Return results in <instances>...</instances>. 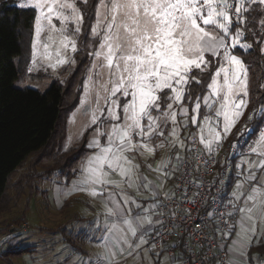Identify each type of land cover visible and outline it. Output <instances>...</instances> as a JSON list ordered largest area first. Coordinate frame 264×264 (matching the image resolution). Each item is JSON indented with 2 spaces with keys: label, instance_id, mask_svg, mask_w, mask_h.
<instances>
[{
  "label": "snow or ice",
  "instance_id": "6c2138e0",
  "mask_svg": "<svg viewBox=\"0 0 264 264\" xmlns=\"http://www.w3.org/2000/svg\"><path fill=\"white\" fill-rule=\"evenodd\" d=\"M77 3H87V0H20L14 5L31 8L37 13L32 42L33 65L37 63L41 34L45 31L43 58L48 67L55 70L62 65H75L76 61L65 53L69 48L72 53L78 51L76 38L82 34L84 18ZM246 4L264 5V0H97L96 22L91 26L90 35L99 39V46L89 53L93 59L80 101L82 105L90 102L95 105L89 121L95 133L87 147L96 152L87 159L82 171L89 194L106 196L113 205L108 213L125 226L120 228L112 224L107 229L110 233L119 232L121 246L128 244L139 248L146 243L138 229L152 224L150 213L160 206L155 203L159 192L152 182L138 174L140 166L129 154L154 157L156 148L164 146L151 143L157 137L170 140L173 147L186 148L180 136L191 126L197 131L184 139L190 144L199 142L212 155L240 123L248 106L247 69L234 52L237 47H252L241 43L247 33L243 27H236L247 24L244 16L251 9L245 7ZM54 21L59 22V28ZM70 23L74 25L71 29L68 28ZM260 24L264 27V20ZM69 31L71 36L65 34ZM57 33L60 34L58 46L53 53L50 48L56 43ZM261 52L264 53V48ZM32 71L29 67L28 72ZM205 74L210 77L207 93L193 98L190 86L201 84ZM93 90L95 94L90 101ZM202 108L207 109L203 115ZM252 118L250 116L249 120ZM105 124L110 126L105 127ZM247 131L245 124L236 135L243 137ZM259 143L264 144V131L259 134ZM251 153H257V148L252 147ZM259 155L264 156V152ZM259 166L264 169V160ZM148 167L151 169V165ZM170 167V160H161L155 169L158 178H167ZM253 167L249 163V181H256ZM161 171L162 176L159 175ZM117 173L128 187L138 179L140 187L152 190L151 207L143 208L141 203L129 198L120 183L109 178L110 174ZM106 187H117L120 191H105ZM251 191L256 193L259 189ZM233 197L236 201L241 199L238 192L233 193ZM247 201L255 202L254 195H248ZM132 204L142 209L143 218L139 212L128 217L130 208L125 205ZM238 211L250 213L251 209L239 208ZM12 242L22 243L15 238ZM112 255L109 253V258Z\"/></svg>",
  "mask_w": 264,
  "mask_h": 264
},
{
  "label": "trees",
  "instance_id": "16d2710c",
  "mask_svg": "<svg viewBox=\"0 0 264 264\" xmlns=\"http://www.w3.org/2000/svg\"><path fill=\"white\" fill-rule=\"evenodd\" d=\"M16 0H0V207L8 197L9 182L13 173L28 161V170L21 180V184L28 188L27 200L23 215L0 228V236L9 234L14 225L27 222V214L31 211L32 202L39 194H48L38 184L41 179H51L57 176L60 182L69 185L76 178L80 164L89 156L93 149L87 147L90 129L84 132L80 143L70 147L56 156L57 150L67 137L68 121L71 113L78 107L83 94V83L92 64L89 53L99 46V39L90 35L91 26L95 23L97 0H87L78 3L83 13L84 22L82 34L78 36V51L74 53L76 61L73 69L66 78L54 79L45 90L39 89V84L46 76L43 72L35 74L28 72L32 58V42L34 37L35 10L15 7ZM251 11L246 13L247 21L243 27L246 36L242 42L251 48H239L234 54L242 59L248 72V113L236 127L235 131L226 139L228 144H235L238 153L232 158L234 166L229 175L228 192L234 188L238 178L244 180L245 163H241L245 151L259 138L264 128V27L260 21L264 20V6L260 4H246ZM235 31V27L233 28ZM215 71V68L212 70ZM195 74V73H194ZM201 84H192L190 91L195 98L207 93L206 85L210 82L209 75L202 77ZM27 84L16 86L15 83ZM207 109H201V115ZM248 125V131L238 138L236 133ZM197 129L189 126L181 132L186 148L183 160L191 152V144L184 139L189 133ZM47 159H55L42 172L39 166ZM182 160V161H183ZM238 163L242 165L237 170ZM181 167V165H180ZM173 175V181L179 173ZM235 235V234H234ZM233 235V236H234ZM14 249V248H13ZM32 251V246L10 249L6 254L22 256ZM252 257L264 254V242L252 245L249 250ZM254 261V258L252 259Z\"/></svg>",
  "mask_w": 264,
  "mask_h": 264
},
{
  "label": "rangeland",
  "instance_id": "374dc122",
  "mask_svg": "<svg viewBox=\"0 0 264 264\" xmlns=\"http://www.w3.org/2000/svg\"><path fill=\"white\" fill-rule=\"evenodd\" d=\"M16 1H17L16 4L20 3V0H16ZM77 7L79 8L78 3H77ZM54 23H56L57 28L60 27L58 21H54ZM73 27L74 25L71 23L68 25L69 29ZM65 34L70 36L72 35L71 31ZM55 35H56V43L52 44L50 48V51H52L53 53L55 52V49L58 46V40L60 34L57 33ZM46 37H47V31L41 34V43L38 47L36 65L32 64V58L29 64V67L33 68V71L31 72L32 74H35L37 72H43L46 74V76L43 78L42 82L38 86L41 91H45L51 85L54 79L63 80L64 78H66L74 66L71 64L62 65L57 67L55 70H53L51 67H48V62L43 58V51H44L43 43L46 42ZM241 43L243 42L241 41ZM263 48H264V44H263ZM65 55L71 56L74 59V53L71 52L70 48L67 50ZM52 62H55L54 59ZM90 69L91 67L88 70L87 77L89 75ZM93 79L95 80L96 77L94 76ZM20 84L25 85L27 83L22 82ZM20 84L19 82L15 83L16 86H20ZM247 89H248V72H247ZM92 93L93 91L90 93L89 96L90 101H91ZM82 96H84V92ZM246 99L248 101V96ZM92 108L93 107H90L88 103L83 105L80 103L77 109L72 113L68 121V135L63 141V143L60 145V147L58 148L56 156L60 155L62 152L66 151L70 147L79 144L85 129L90 127L89 121L91 117ZM247 115L249 116L251 115L250 113H248V106L244 110V115L243 117H241L240 121L244 120ZM235 129L236 128H234L232 132ZM169 142H170V144H168L169 150H167V148H165L164 150L160 149L161 155H158V163L156 166H154L155 157L145 156L142 158L141 161L136 160V162L140 166L139 169L137 170L138 174L142 175L148 181L152 182V184L155 186V190L158 189L159 179L150 176L149 175L150 172L155 171L161 160H170L171 167L168 169V175H174L175 173L174 169H176V167L180 164L182 159V154H181L182 148L179 147L178 145L173 147L170 140ZM252 147L257 148V153H251ZM248 151L249 152L246 155H244L242 159V161H244L245 163V168H246L245 177L246 176L248 177L249 163L252 160L251 158H255L256 154H259V152L260 153L264 152V144H259V138H258L252 144V146L248 148ZM177 157H179V159H177ZM54 160L53 159L45 160L39 166V171L40 172L44 171L47 166L51 165L54 162ZM148 165H151V169L148 167ZM27 170H28V161L22 167H19L10 178V182H9L10 188L8 189L7 192L8 197L6 199V202L2 205V207H0V228H4L9 224V222L23 215V210L28 195V188L24 187V185L21 184V180L23 179L24 175L27 173ZM257 170L260 173L259 167L254 166L252 172L256 174ZM112 175L113 174H110V179H113ZM159 175L162 176L163 171H161ZM63 183L64 182L59 181L56 175H54L51 179H41L38 181V184L41 187V189L47 191L50 190L49 192L50 194L47 196H45L44 194H39L36 197V199H34L32 202L31 211L27 214V218H28L27 222L23 221L19 225H14V229H12L9 234L0 236V264H60V263L69 264L71 261L76 259L75 258L76 251L74 245L78 246V242H76L77 236L76 233H74L75 231L74 228L77 225H79L80 227L83 225L85 227L88 224V222L73 219L72 216H74V214L73 212L70 211L72 207L71 205H73V203L71 204V202H68L66 204L64 203L63 208L59 209L63 201L62 203H60L59 201L58 203H56V199L60 200L61 199L60 197L65 195L64 192L62 193L59 190H61L62 188L63 189L67 188L66 194L71 197L72 187L69 185H65ZM241 183L242 182L240 181L236 183V192L241 191V187H242ZM249 183L250 186L254 182L250 181ZM139 184L140 181L138 179H134L132 186L128 187L127 182L121 180L120 187L123 188L124 192L128 194L130 199H134L137 203L142 204L140 200L151 197L152 190H147L148 191L147 192L143 187H140ZM55 185L56 186L59 185L58 186L59 190H55ZM237 185L241 186L239 190L237 189ZM261 187L262 188L258 193L259 196L255 197V202L250 201L244 204V208L251 209L250 212L251 218H249V216L244 217L243 214H241L240 221L243 222H241V224L239 223L238 229L236 230L234 236L235 242L232 243L233 244L232 247L236 251H244L246 246L241 247L242 244L248 245V242L250 243L253 242L254 245L258 243V239L260 238L259 235L257 234V229L259 227V222H258L259 220L257 219L259 213L258 211L263 210L264 212V179L261 182ZM243 189L245 193L247 189H249L248 185L247 184L244 185ZM113 190H116L117 193H119L120 188L112 187L110 191ZM251 193L252 192H250V194L248 195H253ZM120 198L122 199V197ZM65 201L66 202L68 201L67 197H65ZM159 201L160 200L158 198V200H156L155 203L159 204ZM260 201H262V204ZM152 204L153 201L151 200L148 208L151 207ZM125 207L130 208L129 211L130 217H132L133 214L132 210H135L134 216L139 212L141 218H143L144 214L142 209H137L135 204L125 205ZM156 209L159 214L160 213L159 207ZM69 217L72 218L69 221H67ZM63 222L64 225L62 224L63 227L62 229H60L61 223ZM90 226L91 223H89V228ZM89 228L86 229L88 232L84 234H80L78 236L81 241L80 246L82 249H84L87 244V247L90 250H93L96 247L94 245H91L93 243V240H91L93 236V232L91 233V229L89 230ZM12 238H15V240L17 241H22V243H13ZM63 242H65V244ZM61 244H64V248L60 246ZM26 246H32V251L24 254L23 256L5 253L10 249L14 250L16 248H21ZM88 256L89 257L87 258L85 264L90 263L91 260L89 259H91L93 255L89 254Z\"/></svg>",
  "mask_w": 264,
  "mask_h": 264
},
{
  "label": "built area",
  "instance_id": "2783aa9c",
  "mask_svg": "<svg viewBox=\"0 0 264 264\" xmlns=\"http://www.w3.org/2000/svg\"><path fill=\"white\" fill-rule=\"evenodd\" d=\"M231 145L225 140L209 155L199 142L191 144L171 192L159 206L160 227L143 235L147 249L166 252L180 264H252L228 247L238 227L239 208L227 189L232 158L238 153ZM256 264H264V254Z\"/></svg>",
  "mask_w": 264,
  "mask_h": 264
},
{
  "label": "crops",
  "instance_id": "0c3cea01",
  "mask_svg": "<svg viewBox=\"0 0 264 264\" xmlns=\"http://www.w3.org/2000/svg\"><path fill=\"white\" fill-rule=\"evenodd\" d=\"M84 92V91H83ZM94 90L93 93L91 94V98L94 96ZM90 107H94V103H88ZM79 106V105H78ZM77 109V108H76ZM75 109V110H76ZM74 110V111H75ZM73 111V112H74ZM72 112V113H73ZM71 113V115H72ZM70 115V116H71ZM70 119V118H69ZM241 122V121H240ZM105 127H108L110 125L105 124ZM90 129L91 132L88 135V143L94 138V133H95V128L94 127H88L87 130ZM170 131V129H169ZM235 131V130H234ZM233 131V132H234ZM264 131V128L263 130ZM86 132V131H84ZM232 132V133H233ZM84 134V133H83ZM68 135V132H67ZM165 136L167 137V131L165 132ZM231 136V135H230ZM83 137V135H82ZM81 137V139H82ZM180 138L183 140L182 135L180 136ZM81 141V140H80ZM80 143V142H79ZM103 143V141H102ZM151 143L153 145H160L163 144V147H157L156 148V152L154 155V166L157 165L158 163V155H161V150L167 148V150H169L168 144H170L169 140H165L162 138L157 137L156 139H154L153 141H151ZM260 144V143H259ZM161 149V150H160ZM184 148H182L181 150V154H182V159L181 162L183 160L184 157ZM96 150L93 149V151L89 154V156L82 162V164H80L81 166H79L78 168V172H77V176L76 178H74L69 186L72 187L71 190V197L69 195L66 194V189H61L59 190L58 186L60 185H55V190H59L62 193L64 192L65 195H63L62 197H60L61 199L58 200L56 199V203H58V201L60 203H63L60 205L59 209L63 208L64 203H68L71 202V204L73 203V205H71V209L70 211L73 212L74 216L73 219L79 220V221H87L88 224L84 227L83 225L80 227L79 225L75 226V231L74 233H76V242H78V246L74 245L75 247V251H76V259H74L73 261H71L69 264H85V262L87 261V258L89 257V254H92L93 256L91 257V260L89 264H180V261L177 258H172L168 255V253L166 252H158L155 250H149L145 247V244H143L141 247L137 248L135 245H133L132 247H129L128 244H124V245H120L118 242V237H119V232H108L107 229L112 225V224H117L118 227L122 228L125 227L124 225H122L121 221L118 220L114 215H110L108 213V209L112 208L113 205L109 202H107V197H99V196H92L89 194V186H87L85 184L84 181V172L82 171L83 167L87 164V159L90 156H93L95 154ZM260 153V152H259ZM130 156L134 157V163L138 164L136 162V160L141 161L143 157L147 156H140L138 153L136 154H129ZM264 156H261L259 154H256L255 158H251V162L253 164V166H257L259 167V171L257 170V173H253V175L256 176V181H251L254 182L252 185L249 186V180L247 179V176H244V180L242 178H238L237 182H242L241 183V191L238 192V194L241 196V199L239 201L235 202L238 204L239 208H244V204L248 203L250 201H247V196L248 194H250L251 189L252 188H256L259 189L258 192L256 193H251L254 195V197L259 196L258 193L261 190V182L264 179V169L260 168V162L261 160H264L263 158ZM242 161V159H241ZM180 162V164H181ZM180 164L176 167V169H174L175 173L177 172V170L180 167ZM240 165V167H237V170H240L242 168V165L240 163H238ZM237 166V164H236ZM248 171V170H247ZM152 177H156L157 179H159V186H158V192H159V204L160 205L163 201V199L165 198V194H169L171 192L172 186H173V175H168L167 178L164 179H160L158 178V173L157 171H152L149 174ZM161 176V175H160ZM110 178V175H109ZM111 180L116 181L118 183L121 182L122 178L119 176V174H113L112 175ZM236 183L234 188L231 190V194H232V198L233 197V193H236ZM65 184V183H63ZM248 185L247 191L244 193V185ZM67 185V184H65ZM111 189V188H110ZM109 188H105V191H110ZM156 190V191H157ZM147 191V190H146ZM50 190L48 191V194H45V196L49 195ZM57 192V191H56ZM113 192H116V190H113ZM148 192V191H147ZM42 194V193H41ZM243 194V195H242ZM65 197L68 198V201H65ZM121 199V198H120ZM142 202V204L144 205V208H148L151 199L149 198H144L142 200H140ZM247 201V202H246ZM262 204V201H260ZM110 206V207H109ZM158 208V207H157ZM238 208V209H239ZM67 209V208H66ZM258 219L259 220V227L257 229V234L259 235V239H258V243H262L264 242V218H263V210L258 211ZM132 216H134L135 214V210H132ZM160 214V213H159ZM158 214V211L156 208L152 209L150 215L152 218V224L148 225V224H144L142 225L139 229H138V234H148L153 230H156L157 228L160 227L161 221H160V215ZM241 214L239 211L237 213V220H238V225L239 223L241 224ZM251 216L250 213H243L244 217H248ZM72 217H69V219L67 221H69ZM128 217L129 213H128ZM127 218V217H126ZM66 222V221H65ZM89 223H91V226L89 228ZM64 222L61 223V227L60 229H62ZM89 230L91 229V233L93 232V236L91 238V240H93V243L91 245H94L96 248L93 250H90L87 247L84 249L81 248L80 244V238L78 235L80 234H84L86 232H88L86 229ZM82 229V230H81ZM144 229H147V231L145 232ZM238 229V227H237ZM236 229V230H237ZM236 233V232H235ZM235 236V235H234ZM144 240L146 241V238H144ZM262 240V242H261ZM260 241V242H259ZM233 242H235V239H232L230 241V244L228 245L229 250L232 252V254L234 256H237L238 259H243L244 257H248L249 260L252 262V259L254 258L255 262H252V264H256V259L258 256V254L253 255L252 257L249 254V250L250 247L253 245V242L250 243V245L245 247L244 251H236L233 249ZM65 244V242H63ZM89 243V242H88ZM258 243L254 244L257 245ZM64 244H61L60 246L62 248H64ZM109 253H113L112 257L109 258ZM23 256V255H22ZM59 263V262H57ZM62 264V263H60Z\"/></svg>",
  "mask_w": 264,
  "mask_h": 264
}]
</instances>
